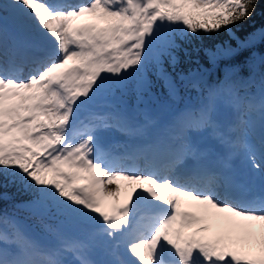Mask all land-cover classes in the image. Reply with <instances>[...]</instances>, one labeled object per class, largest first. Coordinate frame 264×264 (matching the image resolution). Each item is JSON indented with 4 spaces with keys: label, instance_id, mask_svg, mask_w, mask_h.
<instances>
[{
    "label": "snow or ice",
    "instance_id": "snow-or-ice-1",
    "mask_svg": "<svg viewBox=\"0 0 264 264\" xmlns=\"http://www.w3.org/2000/svg\"><path fill=\"white\" fill-rule=\"evenodd\" d=\"M261 9V0H87L78 7L55 0L0 3V199L13 186L31 191L26 206L38 214L55 211L99 221L101 213L118 215L125 206L122 193L131 189L126 205L131 221V202L144 196L153 181L124 175L105 180L101 167L106 165L97 158L105 147L104 133L88 129L78 140L71 139L69 129L77 113L105 97L112 103L111 111L95 119L102 129L109 121L123 128L130 95L141 100L154 89L176 92L177 76L180 83L186 79L176 72L179 53L188 54L185 46L194 41H204L195 51L212 63L239 50L264 52V24H248ZM9 24L15 32H34L53 45L51 52L39 56L38 67L27 78L12 74ZM175 120L181 128L206 123L208 110L178 113ZM113 183L115 190L106 187ZM165 191L177 208L173 220L178 219L177 227L188 235L174 229L155 250L129 252L130 264H264V206L240 207L212 191ZM184 199L195 202L198 211L182 208ZM208 219L223 220L227 233L204 235ZM257 224L258 236L253 231ZM0 264L43 262L22 250L12 258L0 252Z\"/></svg>",
    "mask_w": 264,
    "mask_h": 264
},
{
    "label": "rangeland",
    "instance_id": "rangeland-1",
    "mask_svg": "<svg viewBox=\"0 0 264 264\" xmlns=\"http://www.w3.org/2000/svg\"><path fill=\"white\" fill-rule=\"evenodd\" d=\"M1 1V0H0ZM87 3V0L81 3H74L69 2V5L73 6H79L81 4ZM60 4V3H59ZM62 5V4H61ZM88 20H91L89 17ZM84 22L79 21L78 23ZM25 35L29 39H42L47 42H51L50 40L40 37L36 35L34 32L28 31L25 32ZM38 66H34L33 68H30L28 72L24 71V69L15 72V75L17 78H27V76L34 71ZM232 74V70L228 71L227 76ZM223 85V86H221ZM204 90L199 91L196 96H192L188 99H185L184 102L177 104L174 106L170 112L165 113L163 116H166L168 120L170 121V127L168 129L169 132L172 134L171 143L174 144L175 150H177L179 153L183 151V149L187 150L189 147V139L190 133H193L194 130L198 131H207L208 134H210L212 137H215L217 139H224L225 141H228L227 146L229 148L238 146L240 150L246 152L248 154V158H253V168L254 170L259 173L264 172V166L261 162V159L257 157L255 153V146L252 144L250 146L247 141L253 140L257 145L261 147V149L264 150V136L259 135L260 133H264V90H253V92H250L248 94H244V97L241 99L237 98V96L233 93L231 89L227 85H225L224 81H222V84H219L218 87L214 88L213 90L210 89H200ZM259 90V89H258ZM260 96V98L258 97ZM184 104V105H183ZM179 105V106H178ZM255 106V112H250L249 110H252ZM112 103L107 100L105 97H98L96 102L82 107L80 109V113H84L87 116H91L94 118V121H97L95 119L96 115L101 114L102 112H108L111 111ZM202 109L208 110V121L206 123L202 124H196V125H189L185 128H181L177 125L175 121V117L178 113H182L185 111L192 112L194 114H199ZM145 114H141L138 116V119L131 115V113L128 112V121L126 124L123 125V128L114 126V122L110 121L108 123L107 128H100V131H103L104 133V139H108L110 142H114L115 139L117 142H115V147L119 148L118 150L126 148V146L129 145L130 140L133 138L134 134L144 135L146 136L147 129H151L154 127L158 121L155 118V115L150 116L151 112L148 108H144ZM97 115V116H98ZM162 114H160L161 116ZM136 116V114H135ZM158 118V117H157ZM164 118V117H159ZM160 120V119H159ZM209 128V129H208ZM69 135L71 139L78 140L81 135L83 134H72L69 131ZM178 136L180 139L183 140L182 145L178 144L179 140L176 138ZM234 137V138H233ZM198 141L205 138H197ZM234 139H236V142H234ZM181 140V141H182ZM122 145V146H121ZM180 145V147H179ZM260 147L258 149H260ZM106 153L98 154L97 158L103 160V165H105L104 160L106 157ZM129 163L128 160L126 161L123 157H120L117 159L116 162L107 164L106 166L101 167V173L105 180L109 176L113 175H124L128 177H135L137 174L139 175H145L149 176L153 181H156V183H152L151 186L154 188H159L163 184H168L169 186L173 185L174 181V169L171 171L169 168L168 170H163L164 174L156 175L154 172L146 171L138 172L137 168H132L136 173L133 172V170L129 169L128 167H125V164ZM134 165V164H133ZM154 167V166H153ZM111 169V171L109 170ZM154 171H157L154 169ZM150 174V175H148ZM170 175L172 176L171 180L169 179H157L156 177L160 178H168ZM179 178V177H178ZM180 179V178H179ZM186 181H184L185 183ZM124 182H122L123 184ZM106 187L110 190H115L116 185L113 184H107ZM134 187V186H133ZM194 188H197V185H194ZM214 191L215 188H211ZM180 191H186L189 193L197 194V195H205L204 189L202 190H195V189H185L183 186L180 188ZM131 189L128 193H122L121 203L125 205L120 213L117 214H109L105 215L101 213V219L104 221V225L101 226L102 228V234L99 235V237H96L94 239H86L81 244L75 245L74 247H66L60 244H50L49 246V253L50 257L48 259H43L40 257V254L36 253L38 250H40V240H34L31 251L32 255L30 258L35 259L36 261L43 262V264H47V261L49 260H55L59 261V264H83V262L87 261L88 264H112L113 261H121L123 264H130V261L133 259V256L129 257L130 260H126L124 262L123 257L120 256V248L122 247L126 254L128 255V252H132L134 255L136 254L134 252V246L133 242H130L129 235L125 234V236H121V240L119 243L114 244L112 243L110 239V233L111 229L113 227H121L124 226H131L130 219L128 217V208L127 203L123 202L125 199V195H130ZM219 193V192H218ZM145 204L152 205L153 203L161 204L160 201H153V200H143L142 201ZM132 207L131 211L134 214V207L135 203L131 202ZM264 206V205H263ZM221 216H226L227 214H220ZM134 216V215H133ZM166 215L162 212L158 217H156L155 221L157 219L162 220L164 219ZM132 220V219H131ZM93 221H96L93 219ZM204 223H206L209 226L208 232H206L204 235H207L208 237H215L218 235H223L227 233V228L225 227V222L223 220L218 219H208ZM148 221L145 222L144 225H147ZM178 219L172 221V226L170 227L166 239L169 238V236L173 235V230L177 233L183 232L185 236L188 235V232L186 229H181V231L178 230ZM106 229V231H105ZM253 231L259 235L260 228L259 225L253 229ZM123 233V230L121 234ZM150 233L149 229L142 228V234L139 239L141 242L149 243L151 241L150 237L148 236ZM135 235V234H133ZM129 239V240H128ZM20 246L17 243V240L13 239L12 237H3L0 236V252H2L6 258H12L15 255L19 254ZM128 258V259H129ZM137 260H139V256L136 257ZM143 261H141L142 263Z\"/></svg>",
    "mask_w": 264,
    "mask_h": 264
},
{
    "label": "trees",
    "instance_id": "trees-1",
    "mask_svg": "<svg viewBox=\"0 0 264 264\" xmlns=\"http://www.w3.org/2000/svg\"><path fill=\"white\" fill-rule=\"evenodd\" d=\"M261 3L264 4V0H261ZM248 24L252 27L264 24V9L258 10ZM176 27L178 30L182 29V25ZM167 30L165 28V31ZM203 43V40L194 41L185 46L188 54L184 51L179 53L180 63L176 72L183 73L186 79L180 83L177 76L178 88L175 93L169 94L166 89H154L151 95H145L141 100H137L132 94L127 98V110L133 114H143L144 108H148L156 118L185 99L196 96L199 91L204 92L200 89L213 90L222 84V81L238 99L253 90H264V52L256 51L253 54L239 50L212 63L202 52L195 51L198 44ZM229 70H232V74L227 76ZM193 83L198 86L193 87ZM252 107L249 111L254 113L255 106ZM31 196V191H18L16 187L9 186L7 196L0 199V236L12 237L28 252L31 248V242L28 240L30 233L35 234V240L41 241L40 254L43 259L50 257V244L74 247L86 239H93L102 234L103 220L93 221L78 216L68 218L55 211L50 214H38L26 206Z\"/></svg>",
    "mask_w": 264,
    "mask_h": 264
},
{
    "label": "bare ground",
    "instance_id": "bare-ground-1",
    "mask_svg": "<svg viewBox=\"0 0 264 264\" xmlns=\"http://www.w3.org/2000/svg\"><path fill=\"white\" fill-rule=\"evenodd\" d=\"M84 1H86V0H73V1H71V0H55V2L60 3L62 5H69V2L70 3L71 2L81 3ZM0 3H7V0H1ZM52 50H53L52 42H48L44 46H42V51L45 54L48 52H51ZM27 57L34 58L37 60L38 55H31V54L22 55L20 58H17V60L18 59H26ZM37 65H38V63L29 64L27 67H24V71L28 72L30 70V68H33L34 66H37ZM15 67H16V69L12 73L13 75H15V72L22 70L19 66H15ZM93 125H94V123L91 121L87 125H83V127L85 129H88ZM189 135L191 137L190 142L196 138H205V140H202V142H210V144H209L208 148L205 150V152L208 153L211 157H214V155L217 154L218 155L217 158H219L221 160L222 164L231 165L234 167H237V165H239L238 169L245 176H247L250 180H252L257 186L264 184V172L263 173H259L258 171L256 172L254 170L253 164H252V162L254 161L253 158H251V159L248 158V154L246 152L240 150V148L238 146L229 148L227 146V143H229L228 141H225L222 138L217 139L215 137H212L210 134H208L207 131L194 130V132L190 133ZM259 135L260 136L264 135V133H260ZM136 137H138L137 134H134L132 140H134V138H136ZM117 140H119V139H115L114 142H110L109 140H107V147H108L107 150L106 151L101 150L102 153L113 152L114 159L111 163H114L117 161L118 158L123 157L126 161L128 160V162H129V163L125 164V167H128L129 169L133 170L132 168H135V166H136L137 168H139L137 173L143 172L144 170L151 171V172L154 171L153 170V166L155 163L154 156L157 155L158 153H160L161 151H163V149L158 150L157 152H156V150H154L150 147H141V148L131 149L130 145L126 146L125 144H122L126 148L121 149L120 154H116V152H114V151L118 150L119 148L118 147L116 148L114 143L117 142ZM132 140H130V142ZM234 142H236V139H234ZM247 142L250 146H252V144L255 146L256 150H255L254 154L257 155V157L261 156L264 159V150L261 149V147L259 145H257L253 140H250ZM198 145H200V143H198ZM197 147L198 146H196L194 148L195 151H197V149H198ZM259 147H260V149H258ZM142 152H145L146 154H153V152H156L152 156V162L149 161L146 157L141 156ZM168 153L173 154V151L171 148H170V152H168ZM141 166H144V168L140 169ZM169 168H171V166L167 162L165 164V166L162 167V169L160 171H155V174L157 176L164 174L163 170H168ZM133 172L136 173V171H134V170H133ZM139 176H145V175L137 174V176H135V177H139ZM174 177L175 178H174L172 186H169L168 184H163L160 186V190H159V188L156 189L153 186L149 185L148 188L150 190L145 191V195L140 197L139 200L133 201L135 203V205L138 202H141V201L146 200V199L153 200V201H160L161 204H158L156 202V203H153L152 205H148V204H145V205H148L150 207L161 206V209L158 211V213L162 212L163 214L166 215L164 217V219H162V220L157 219V221H155L156 220L155 218H152L154 216L145 217L143 215L140 218L135 217L136 219H138V221L135 225L126 226V227L124 226L123 233L121 234V236H125V234H128L130 236L129 239H130V242H133L132 244L134 246V252L135 253L142 252V253L147 254L150 249L155 250L156 245L159 243L160 239L166 237L170 227L172 226L173 217L177 216V208L173 204L170 194L168 192H166L165 189L175 188L176 190L180 191L181 186L186 184V183H184V180L179 179L177 176H174ZM147 178L152 180L149 176H147ZM215 179L219 180L220 177L218 175H215ZM153 182L156 183V181H153ZM187 186H190L192 188L193 185L190 182L187 184ZM203 186L205 188V190L203 191L205 195H208V191H212L214 194L217 195L218 199L226 200V198L221 194L220 191L209 190L208 189L209 186L207 184H204ZM141 190L143 191L144 189H141ZM124 198L125 199L123 200V202L127 203L130 201V195H125ZM263 205H264V200L260 199V202L258 203L257 208L262 207ZM182 208H184L185 210H188V211H198V209L195 207V202L188 201L187 199L182 200ZM135 211H136V208L134 210V213H135ZM146 218H152V219L147 220L148 224L144 225L146 222L144 220ZM142 228H146V229L150 230V233L148 236L150 237L151 241L149 243L139 241V239L142 238L141 237ZM181 229H182V227L178 228L179 231H181ZM133 234H135V235H133ZM165 240H168V239L165 238ZM120 256L123 257L122 260H124V262H126V260H130L129 257H131L129 254L128 255L126 254V252L124 251V249L122 247L120 248ZM141 264H148V262L143 261Z\"/></svg>",
    "mask_w": 264,
    "mask_h": 264
}]
</instances>
